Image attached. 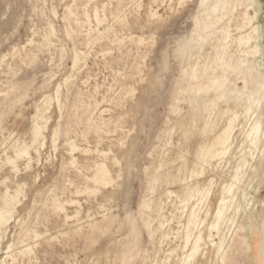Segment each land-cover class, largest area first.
Returning <instances> with one entry per match:
<instances>
[{"label": "rangeland", "instance_id": "1", "mask_svg": "<svg viewBox=\"0 0 264 264\" xmlns=\"http://www.w3.org/2000/svg\"><path fill=\"white\" fill-rule=\"evenodd\" d=\"M181 1L0 0V212L11 209L0 264H264V73L237 44L252 26L240 30L245 13L258 12L264 53V0L253 9L221 0L215 13V0ZM232 113L233 146L220 163L198 160ZM257 120L253 152L241 142ZM12 143L28 145V158H15ZM221 195L223 219L211 229ZM192 209L201 214L189 240L203 242L193 257L184 247Z\"/></svg>", "mask_w": 264, "mask_h": 264}, {"label": "bare ground", "instance_id": "2", "mask_svg": "<svg viewBox=\"0 0 264 264\" xmlns=\"http://www.w3.org/2000/svg\"><path fill=\"white\" fill-rule=\"evenodd\" d=\"M183 1V0H182ZM181 1V2H182ZM206 0H202V3H204ZM169 2V1H168ZM220 2H221V0H215V5H214V8H213V13H215L216 12V9H217V5H219L220 4ZM174 3V2H173ZM184 4V3H183ZM256 4V3H255ZM185 5V4H184ZM183 5V6H184ZM248 9H253L254 8V2H253V0H249V4H248V7H247ZM68 10V9H67ZM151 10V9H150ZM97 11V10H96ZM98 12V11H97ZM96 12V13H97ZM248 12V11H247ZM247 12L245 13V23H246V25H244V26H242L241 28H240V30H242V29H244V28H246L247 27V25L249 26V25H252L251 27H250V30L248 31V32H246V33H244L243 35H241L239 38H238V40H237V44H238V47L239 48H244V47H248L249 49V51L251 52V54H252V56L253 57H260L261 58V60H256V61H258V66H262V68H263V70H262V72L264 73V53L263 52H261V49H260V46H259V40L261 39V37H260V27L258 26V25H254V21L256 20V17H257V13L255 12L254 13V15L253 16H249V14H247ZM151 13V12H150ZM70 14V13H69ZM152 14V13H151ZM73 15V14H72ZM96 15V14H95ZM94 15V16H95ZM99 16V15H98ZM86 18V17H85ZM98 19V18H97ZM100 19V18H99ZM98 19V20H99ZM207 25H205V27H204V29H207ZM228 31H222L221 32V36H220V38L218 39V42L220 43V45H219V47L220 48H222V49H228L229 48V39H228ZM152 39V38H151ZM96 40V39H95ZM140 40H142V39H140ZM139 40V41H140ZM150 40V39H149ZM46 42V41H45ZM153 42V41H152ZM141 43V42H140ZM246 52V51H245ZM76 56V55H75ZM77 57V56H76ZM82 57V56H81ZM74 58L75 57H73V60H74ZM76 60V59H75ZM74 60V61H75ZM77 61H79V59L77 60ZM73 63V62H72ZM256 63V62H255ZM79 64V63H78ZM233 64V63H232ZM256 66V65H255ZM76 68V67H75ZM258 70V69H257ZM155 74V73H154ZM67 79V78H66ZM68 80V79H67ZM66 80V81H67ZM65 82V81H64ZM59 86V85H58ZM261 88H262V86L258 89V90H256L254 93H252V94H250V96H246V99H245V104L244 105H242L241 106V108H243V112H242V114L241 115H243L244 116V118H245V114H248L249 112H251V109L253 108V104H254V102L252 101V99H253V97L255 98V96H259L260 95V91H261ZM58 91H59V87H58ZM55 93H57L56 91H55ZM231 94H233V93H231ZM263 94V93H262ZM56 95V94H55ZM58 96V95H57ZM46 97H48V96H46ZM262 97V99H264V94H263V96H261ZM45 98V97H44ZM226 98H227V96H226ZM258 98V97H257ZM48 99V98H47ZM47 99H46V101H47ZM54 99V98H53ZM256 99V98H255ZM261 99V98H260ZM262 99H261V101H262ZM57 100V99H56ZM55 100V101H56ZM59 100V99H58ZM257 100V99H256ZM45 101V102H46ZM52 101V100H51ZM256 102V101H255ZM50 103V102H49ZM228 103V102H227ZM47 104H48V102H47ZM263 104H264V102H263ZM51 105V104H50ZM50 105H48V106H50ZM46 106V105H45ZM44 105H43V107H45ZM48 106H46L47 108L46 109H50V107H48ZM232 106L233 107H236V105L235 104H232ZM260 107V106H259ZM232 108V107H231ZM40 109H43V108H41L40 107ZM40 109H39V111H40ZM45 109V108H44ZM46 109L44 110V112L46 111ZM48 109V110H49ZM229 109H230V106H228V110L226 109V108H224L223 110H224V112H225V110H227V112H225V113H229ZM258 109V108H257ZM38 110V109H37ZM221 111V110H220ZM232 111V110H231ZM253 111V110H252ZM41 113V112H40ZM45 113H47V112H45ZM219 113V112H218ZM223 113V112H222ZM37 114H39V113H37ZM21 115V114H20ZM40 115V114H39ZM223 115V114H222ZM227 115V114H226ZM226 115H225V117H226ZM249 115V114H248ZM36 116H38V115H36ZM41 116V115H40ZM39 116V117H40ZM221 116V115H220ZM254 116V114L252 115V117ZM39 117H38V119H39ZM238 115L236 114V113H232V114H230V116H229V118L227 119V121H226V124H225V126L220 130V132L216 135V136H214V138L211 140V144L209 145V146H207V147H209V149H206L205 147L203 148V146L202 147H200L201 149L199 150V152H198V155H197V158H198V160H200V161H202V162H204L205 160H206V158H208L209 157V159H217V158H220L221 157V159H222V157L227 153V151L233 146V140H235L234 139V134H235V131H237L238 130V128H239V124L237 123V119H238ZM33 118V117H32ZM34 118H36V117H34ZM42 118V117H41ZM240 118V117H239ZM263 118V117H262ZM38 119H37V121H38ZM44 119V118H43ZM43 119H41V120H43ZM249 119V118H248ZM32 120V119H31ZM221 120V119H220ZM239 120V119H238ZM264 120V119H263ZM36 121V122H37ZM45 121V120H44ZM43 121V122H44ZM50 121V120H49ZM42 121H40V123H41ZM224 122V121H223ZM247 122V121H246ZM245 122V124H247ZM260 121H255L253 124H250L251 126L249 127V129H248V131H247V133L244 135V139H243V141L241 142V147L242 148H244V147H246V148H250V147H253V146H257V144H258V142L260 141V137H262V135H260L259 133H260V123H259ZM35 123V122H34ZM33 123V125H35ZM251 123V122H250ZM38 124V123H37ZM216 124H218L217 122H216ZM220 124V123H219ZM238 124V125H237ZM214 125H215V123H214ZM214 125H212V129H213V126ZM32 126V125H31ZM44 126V124L40 127V128H37V127H35L34 128V130H33V142H37L38 140H40V139H42V141H43V136H42V134H41V128ZM58 126V125H57ZM246 126V125H245ZM34 127V126H33ZM32 127V128H33ZM217 127V126H216ZM44 128V127H43ZM215 128V127H214ZM218 128H220V126L218 127ZM263 128V127H262ZM56 129V128H55ZM57 129H58V127H57ZM211 129V130H212ZM31 129L29 128V131H30ZM54 130V129H53ZM210 130V131H211ZM242 130V129H241ZM58 131V130H57ZM245 131V130H244ZM208 132V131H207ZM216 132V131H215ZM262 132V131H261ZM55 133V132H54ZM212 133V132H211ZM56 135H57V133H55ZM209 134V133H208ZM263 134V133H262ZM210 135V134H209ZM51 137H52V135H51ZM54 137V136H53ZM52 137V138H53ZM205 137H207V136H205ZM57 138H59V137H57ZM206 139V138H205ZM204 140V139H203ZM16 141V140H15ZM15 141H14V143H15ZM53 142H57V141H53ZM52 142V144H54ZM205 142V141H204ZM262 142V141H261ZM14 143H12L11 144V146H14L12 149H14V154H15V158H18L19 159V157H22L23 155H25V156H27L28 155V153L26 152L28 149H26L27 147H28V145H27V147L25 148V150L26 151H21V150H17V149H15V145H14ZM22 143H20V145H21ZM208 144H209V142H208ZM25 145V144H24ZM42 146H43V144H41ZM55 145H56V143H55ZM203 145H204V143H203ZM10 146V147H11ZM71 146V145H70ZM206 146V145H205ZM19 147V146H18ZM17 147V148H18ZM21 147V146H20ZM19 147V148H20ZM55 147V146H54ZM72 147H74V146H72ZM22 148H24L23 147V145H22ZM199 148V147H198ZM246 148H244V149H246ZM263 148H264V146H263ZM70 149V148H69ZM76 149H77V147H76ZM253 149V148H252ZM251 148H250V150H252ZM254 149H257V147L256 148H254ZM24 150V149H23ZM71 150V149H70ZM69 150V151H70ZM81 150V149H80ZM79 150V151H80ZM248 150V149H247ZM250 150L248 151V152H250ZM13 151V150H12ZM193 151V150H192ZM253 151V150H252ZM54 152V151H53ZM73 152V151H72ZM254 152V151H253ZM71 152H69V154H70ZM98 153V152H97ZM246 153V152H245ZM85 154V153H84ZM87 154V153H86ZM90 154V153H89ZM192 155V154H191ZM195 155V154H194ZM244 155V154H243ZM103 156V155H102ZM242 157H244V156H242ZM26 158H28V156L26 157ZM8 159V158H7ZM6 159V160H7ZM17 159V161H19ZM221 159L219 160V159H217V161L219 160V163H220V161H221ZM240 159H242V161H241V163L244 161V159L243 158H240ZM14 160L15 159H13V161H12V163L14 162ZM196 160V159H195ZM195 160H194V162H195ZM197 160V161H198ZM11 161V160H10ZM30 161V160H29ZM184 161V160H183ZM208 161V160H207ZM238 161H239V159H238ZM103 162H105V161H103ZM218 163V162H217ZM9 164V163H8ZM200 164V163H199ZM13 165V164H12ZM18 165V164H17ZM101 165V166H100ZM99 166L101 167V169H98V171L96 172V175H95V177H94V182H95V184L97 183V184H101V187L104 185V184H107V182H109V171H107L106 170V168H105V166H104V168H103V165L102 164H100ZM216 165V164H215ZM215 165H214V170H215ZM242 164H240L239 166H241ZM98 166V167H99ZM184 166H185V164H184ZM196 166V165H195ZM198 167H199V165H197ZM211 166V165H210ZM179 167V166H178ZM201 167V166H200ZM199 167V168H200ZM212 167V166H211ZM236 167V166H235ZM238 167V166H237ZM236 167V168H237ZM13 168V167H12ZM14 168H15V166H14ZM193 168H195V167H193ZM204 168V167H203ZM207 168V167H206ZM240 168V167H239ZM239 168H237L236 169V171H235V173H234V177H233V180L235 181V179H236V174L237 173H239ZM96 169V170H97ZM108 169V168H107ZM185 169V168H184ZM189 169H191V167L189 168ZM196 169V168H195ZM202 169V168H201ZM200 169V170H201ZM208 169V168H207ZM16 170V169H15ZM94 170H95V168H94ZM178 170H179V168H178ZM192 170V169H191ZM206 170V169H205ZM255 170V169H254ZM189 171V170H188ZM14 172V171H13ZM18 173V172H17ZM201 173H202V171H201ZM240 173H241V171H240ZM264 173V172H263ZM254 174V173H253ZM190 175V174H189ZM201 175L202 174H200V175H196V176H199V177H201ZM180 176V175H179ZM209 176V175H208ZM189 177H191V176H189ZM199 177H197V178H199ZM251 177V176H250ZM256 177V176H255ZM118 178V177H117ZM177 178V177H176ZM192 178H195V176L193 175L192 176ZM239 178V177H238ZM237 178V179H238ZM91 179V178H90ZM90 179H88L89 180V182H91L90 181ZM185 179V178H184ZM190 179V178H189ZM211 179V178H210ZM87 180V181H88ZM174 180H176V179H174ZM193 180V179H192ZM232 180V181H233ZM111 181V180H110ZM116 181V180H115ZM196 181V180H195ZM212 181V180H211ZM237 181V180H236ZM114 182V181H113ZM182 182V181H181ZM238 182V181H237ZM176 183H178V180H177V182ZM234 183V182H233ZM251 183V182H250ZM94 184V185H95ZM172 184H173V182H172ZM175 184V183H174ZM187 184V183H186ZM208 184H209V181H208ZM211 184V183H210ZM248 184V183H247ZM98 185V186H99ZM111 185V184H110ZM115 185V184H114ZM245 185V184H244ZM189 186V185H188ZM196 186V185H195ZM194 186V187H195ZM209 186V185H208ZM207 186V187H208ZM211 186V185H210ZM20 187V186H19ZM87 187V186H86ZM206 187V188H207ZM233 187V186H232ZM100 188V187H99ZM98 188V189H99ZM182 188H184V187H182ZM181 188V189H182ZM186 188V187H185ZM185 188H184V190H185ZM191 188V190H189L188 188L186 189V190H189L190 191V193H191V191H192V189H194V188H192V186L190 187ZM197 188V187H196ZM195 188V189H196ZM201 188V187H200ZM209 189H210V187H208ZM230 188L231 187H228V185H227V187H225L224 189H223V193L224 192H227V193H229L230 192ZM180 189V190H181ZM21 190V189H20ZM179 190V189H178ZM179 190V191H180ZM79 191V190H78ZM78 191H76V192H78ZM86 191H88V190H86ZM90 191V190H89ZM94 191H97V190H93L92 192L90 191V192H88V193H93ZM194 191V190H193ZM197 191H199V190H197ZM197 191H194V192H197ZM203 191V190H202ZM201 191V192H202ZM100 192V191H99ZM177 192V191H176ZM201 192H200V195H201ZM207 192V191H206ZM237 192V191H236ZM247 192V191H246ZM6 193H7V191H6ZM79 193H80V191H79ZM78 193V194H79ZM83 193V192H82ZM81 193V194H82ZM97 193V192H96ZM189 193V194H190ZM193 193V192H192ZM192 193H191V197L193 198V196H192ZM209 193H210V191H209ZM17 194H19V191H18V193H14V196L15 195H17ZM21 194V193H20ZM77 194V193H76ZM85 194H86V192H85ZM179 194H181V193H179ZM196 194V193H195ZM197 194H198V192H197ZM206 194V193H205ZM22 195V194H21ZM92 195V194H91ZM184 195V194H183ZM182 195V196H183ZM194 195V194H193ZM202 195H204V194H202ZM207 195V194H206ZM13 196V198H15ZM189 196V195H188ZM228 196V195H227ZM168 197V196H167ZM177 197V196H176ZM175 197V198H176ZM180 197H181V195H180ZM184 197H185V195H184ZM201 197V196H200ZM204 197V196H203ZM221 197H222V195H221ZM178 198V197H177ZM191 198V199H192ZM180 199V198H179ZM182 199V198H181ZM184 199V198H183ZM188 199H189V197H188ZM221 199V198H220ZM241 199V198H240ZM167 200V199H166ZM198 200L199 199H197V202H198ZM233 200V199H232ZM59 201V200H58ZM57 201V202H58ZM178 201V200H177ZM181 201H185V200H181ZM186 201H187V199H186ZM190 201V200H189ZM20 202V201H19ZM70 202H72V201H70ZM66 203V202H65ZM185 203H187V202H185ZM184 203V204H185ZM5 204V203H4ZM15 204V203H14ZM74 204H75V201H74ZM78 204V203H77ZM187 204H189V203H187ZM187 204H185V205H187ZM9 205V204H8ZM17 205V204H16ZM19 205V204H18ZM172 206H173V204H171ZM194 205H195V203H194ZM225 205H226V201H225V199H224V197H222V199L219 201V203H218V205H217V209H216V212H215V221H216V223H214V225L212 226H210V228L211 229H215L217 226H218V223H219V221L221 220V219H223L222 218V216L224 215V212H223V210L225 209ZM55 206H57V203H56V205ZM76 206V205H75ZM79 206V205H78ZM163 206V205H162ZM162 206H161V208H162ZM179 206V204L177 205V207ZM15 207V206H14ZM159 206L157 205V208H158ZM176 207V208H177ZM191 207H193V206H191ZM201 207V206H200ZM61 208H63V206L61 207ZM142 208V207H141ZM186 208V207H185ZM185 208H184V210H185ZM55 209H56V207H55ZM65 208H63V210H64ZM196 209V208H195ZM182 210V212H183V209H181ZM199 209H197V211H198ZM201 210V209H200ZM199 210V211H200ZM59 211V210H58ZM65 211V210H64ZM154 211V210H153ZM186 211V210H185ZM196 211V212H197ZM14 212V211H13ZM61 213V212H60ZM65 213V212H64ZM78 213V212H77ZM199 213V212H198ZM10 214H11V209H5V210H3V211H1L0 212V227H3V226H5V224L8 222V220H10ZM174 214V213H173ZM189 215H188V219H187V222H186V224H187V233H185L186 234V236H184L185 238H184V243H185V246L184 247H187V246H189L190 247V253H191V255L190 256H195L197 253H198V250H199V243H201L202 241H201V237L200 236H198V237H196L195 239H194V242H192V243H190V240H189V238H190V236H189V232H190V226L191 225H193L194 224V222L196 223V220H197V223H198V219H200V218H198V219H196L195 220V218H196V215H198L197 213H196V215H195V211L192 209L191 210V212L190 213H188ZM201 214V213H200ZM199 214V215H200ZM237 214V213H236ZM236 214H234V215H236ZM257 214V213H256ZM198 215V216H199ZM204 215H205V213H204ZM233 215V214H232ZM148 216V215H147ZM182 216V215H181ZM13 217V216H12ZM207 217V216H206ZM231 217V216H230ZM66 218V217H65ZM69 218V217H68ZM71 218V217H70ZM161 218V217H160ZM165 218V217H164ZM171 218V217H170ZM187 218V217H186ZM72 219V218H71ZM150 219V218H149ZM172 219V218H171ZM170 219V220H171ZM153 220V219H152ZM160 220V219H159ZM162 220H164L163 218H162ZM233 220V219H232ZM231 220V221H232ZM256 220H257V218H256ZM222 221V220H221ZM161 223V222H160ZM159 223V224H160ZM166 222H164V224H165ZM264 223V220H263V222H262V224ZM163 224V225H164ZM150 224H146V227L147 226H149ZM166 225V224H165ZM221 225V224H220ZM167 226V225H166ZM198 226V225H197ZM263 227H264V224L262 225ZM168 227V226H167ZM209 227V226H208ZM231 227V226H230ZM149 228H150V226H149ZM149 228H147V229H149ZM160 228H161V226H160ZM165 228V227H164ZM207 228V227H206ZM186 229V228H185ZM238 229H240L241 230V226H240V228H238ZM237 229V230H238ZM264 229V228H263ZM163 230V229H162ZM194 230V229H193ZM236 230V231H237ZM154 231V230H153ZM156 231V230H155ZM154 231V232H155ZM164 231V230H163ZM185 231V230H184ZM198 231V230H197ZM242 232H243V230H241ZM263 231V230H262ZM1 232V231H0ZM3 232V231H2ZM152 232V231H151ZM205 232V231H204ZM264 232V231H263ZM200 233V232H199ZM205 234H206V232H205ZM152 236V233L150 234V237ZM192 236V235H191ZM214 236V235H213ZM212 236V237H213ZM216 236H217V234H216ZM164 237V236H163ZM227 237V236H226ZM164 238H166V237H164ZM209 239V238H208ZM208 239H207V241H208ZM213 239V238H212ZM226 239V238H225ZM203 243V242H202ZM212 243V242H211ZM210 243V244H211ZM224 243V242H223ZM222 246V245H221ZM183 247V248H184ZM188 247V248H189ZM220 247V246H219ZM30 248V247H29ZM183 250H186V249H183ZM219 251H220V248H219ZM29 252V251H28ZM186 254V253H185ZM203 255V254H202ZM184 256V255H183ZM186 257V256H185ZM188 257H189V255H188ZM202 257V256H201ZM223 257V256H222ZM183 260V259H182ZM155 261V260H154ZM162 261V260H161ZM12 264V263H11ZM164 264H165V262H164ZM185 264H187V262H185Z\"/></svg>", "mask_w": 264, "mask_h": 264}]
</instances>
